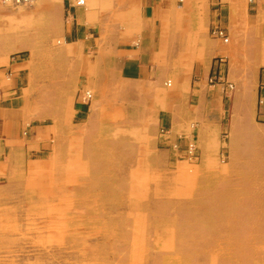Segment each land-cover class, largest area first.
Here are the masks:
<instances>
[{"label": "crops", "instance_id": "0c3cea01", "mask_svg": "<svg viewBox=\"0 0 264 264\" xmlns=\"http://www.w3.org/2000/svg\"><path fill=\"white\" fill-rule=\"evenodd\" d=\"M254 12L264 21V0H256ZM247 13L243 0L219 7L213 0L0 6V169L52 157L124 110L134 112L135 126L153 118L158 130L167 129L162 146L193 136L206 178L228 128L233 150L246 155L248 178L256 180L264 166V58L257 57L249 79L229 61L232 93L209 86L219 53L233 52L210 40V28L224 27L230 42L235 20L242 30Z\"/></svg>", "mask_w": 264, "mask_h": 264}, {"label": "rangeland", "instance_id": "374dc122", "mask_svg": "<svg viewBox=\"0 0 264 264\" xmlns=\"http://www.w3.org/2000/svg\"><path fill=\"white\" fill-rule=\"evenodd\" d=\"M243 1V29L237 17V36L218 41L233 52L217 57L249 79L264 58V21L256 0ZM120 112L52 157L0 169V264H264V166L248 178L233 133L206 178L193 136L162 146L167 129Z\"/></svg>", "mask_w": 264, "mask_h": 264}, {"label": "built area", "instance_id": "2783aa9c", "mask_svg": "<svg viewBox=\"0 0 264 264\" xmlns=\"http://www.w3.org/2000/svg\"><path fill=\"white\" fill-rule=\"evenodd\" d=\"M180 1L182 2L183 0ZM35 2L36 0H0V3L3 4L11 3L17 6L18 5L32 6ZM251 2L253 3L254 0H251ZM79 3L83 4L84 2L80 1ZM214 3L216 7H219L222 4L220 0H214ZM211 34L215 38L223 40V42L225 43L229 42V36L227 30L222 26H218V25L213 26L211 29ZM228 65H229V61L226 57L219 56L216 58L215 73L209 78V86L213 87L216 85H221L224 91L230 94L234 91L235 85L227 79ZM260 90H261L260 103L261 105H264V82L261 84ZM86 97L88 99L91 98V93L86 92ZM186 151L191 159H198V149L194 142L191 141L190 143H188Z\"/></svg>", "mask_w": 264, "mask_h": 264}, {"label": "bare ground", "instance_id": "6f19581e", "mask_svg": "<svg viewBox=\"0 0 264 264\" xmlns=\"http://www.w3.org/2000/svg\"><path fill=\"white\" fill-rule=\"evenodd\" d=\"M142 239V238H141Z\"/></svg>", "mask_w": 264, "mask_h": 264}]
</instances>
